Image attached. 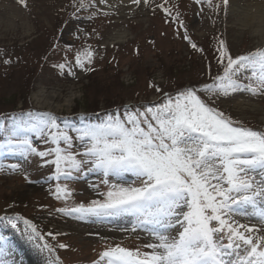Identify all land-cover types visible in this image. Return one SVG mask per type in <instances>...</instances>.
Returning a JSON list of instances; mask_svg holds the SVG:
<instances>
[{
  "label": "snow or ice",
  "instance_id": "obj_1",
  "mask_svg": "<svg viewBox=\"0 0 264 264\" xmlns=\"http://www.w3.org/2000/svg\"><path fill=\"white\" fill-rule=\"evenodd\" d=\"M17 2L29 7L28 0ZM204 2L195 0L196 4ZM206 2L225 15L230 8V0ZM99 5L117 14L121 9L162 11L165 22L175 25L177 36L194 51H205L188 34L179 5L169 0H71L74 11L65 25L93 20L99 13L108 16ZM92 8L96 12L87 17L78 14ZM88 35L98 33L93 30ZM63 49V62L53 65L62 76L78 78L76 68L95 71L98 53L91 45L75 48L69 43ZM70 53H74L73 60L68 59ZM213 58L222 72L212 75L209 63L205 74L210 82H190L170 91L150 84L160 94V102L106 109L80 126H73L67 118L59 121L52 112L21 111L14 114L10 127L3 128L6 139L0 142V154L51 157L44 164L55 168L49 177L57 181L52 195L66 205L71 190L60 181L81 180L91 173L104 177L101 183L108 188L99 193L102 199L57 208V213L77 220L132 217L131 226L119 231L146 233L149 242L136 248L107 244L109 238L104 237L105 247L91 264H264V128L245 126L221 109L224 98L234 94L264 97V47L233 56L220 39ZM33 134L43 144L54 146L39 149ZM6 167L12 172L23 170L19 163H0V171ZM127 174L134 177L131 182ZM109 177L119 182L110 183ZM91 187L98 192L99 184ZM21 220L23 229L18 227ZM0 222L40 252L46 251V264H61L57 247L69 245L53 246L36 224L19 215L5 214ZM46 235L64 233L49 231ZM0 264H16L5 237H0Z\"/></svg>",
  "mask_w": 264,
  "mask_h": 264
},
{
  "label": "rangeland",
  "instance_id": "obj_2",
  "mask_svg": "<svg viewBox=\"0 0 264 264\" xmlns=\"http://www.w3.org/2000/svg\"><path fill=\"white\" fill-rule=\"evenodd\" d=\"M263 1L236 0V7L225 15L209 6L206 0L202 4H196L195 0H169L170 4L179 5L188 34L205 50L202 54L176 35L175 25L165 22L162 11L153 14L148 9H121L117 14L99 5L109 12L108 16L99 13L93 20L66 26L74 11L71 0H28L27 9L17 0H0V51L3 53L0 54V142L6 139L3 128L10 127L14 114L21 111L52 112L59 121L67 118L73 126H80L106 109L126 103L160 102V94L150 84L158 83L165 91H170L190 82H210L205 74L209 63L212 75L222 72L213 58L218 40L226 41L233 56L264 47L254 27L242 21L245 11ZM115 2L110 0V3ZM218 2L213 0L214 4ZM92 12L96 9L81 10L78 14L87 17ZM61 28H64L62 33ZM77 28L83 31L77 33ZM93 30L98 35H88ZM116 32H126V39L116 40ZM69 43L75 48L91 45L96 49L95 71L83 72L76 68L78 78L60 74L53 65L63 62V46ZM54 44L60 47L53 48ZM9 58L12 63L5 64L4 60ZM68 59L73 60L74 53H70ZM43 87L48 92H58L52 99V108L43 100L37 102L33 96ZM69 96L72 102L67 106L65 99ZM254 104L258 107H252ZM56 105L63 106L57 109ZM221 109H226L234 119L242 120L245 126L264 128V97H253L246 92L234 94L224 98ZM6 116L9 119H5ZM33 140L41 150L54 146L43 144L34 134ZM44 159L51 157L32 154L25 159L19 152L0 154V163H19L23 169L12 172L6 167L0 171V216L19 215L31 220L48 243L69 245L64 249L57 247L56 255L61 264H91L105 247L104 237L109 238L107 244L121 243L128 248L142 247L149 242L146 233L119 231L131 226L132 217H115L96 223L93 218L77 220L57 213V208L102 199L99 193L106 192L108 186L101 183L104 177L99 173H91L81 180L60 181L67 183L71 190L66 205L63 199L57 200L52 195L57 181L49 177L53 176L55 168L45 165ZM108 179L110 183L119 182L113 177ZM133 179L131 174L126 175L128 182ZM92 184H99L98 192L93 191ZM18 227L23 229V220ZM49 231L64 235L48 237ZM9 234L17 236L19 243L11 241ZM0 237H5L10 244L16 264H46V251L42 253L34 248L3 222H0Z\"/></svg>",
  "mask_w": 264,
  "mask_h": 264
},
{
  "label": "bare ground",
  "instance_id": "obj_3",
  "mask_svg": "<svg viewBox=\"0 0 264 264\" xmlns=\"http://www.w3.org/2000/svg\"><path fill=\"white\" fill-rule=\"evenodd\" d=\"M236 0H230V8L231 10L234 9V7H236ZM248 8H245V10ZM244 24H248L254 27V33H256L258 36H260V40L263 42L264 44V1L262 2V4H258L255 8L251 7L248 9V11H245L244 15H243V20ZM116 40L118 41H124L127 37L126 32H116L114 33ZM58 94L57 91H47L44 87L39 89L36 93H34V98L37 102H41L42 100L45 102V104H48L49 108H52V99L54 97H56ZM72 102V96H69L68 98L65 99V105L70 106ZM57 109L58 108H62L63 105H56ZM252 107L256 108L258 107L257 105H252ZM96 223H97V219L93 218ZM110 218H106L103 221H107ZM9 238L11 239V241H13L15 244L19 243V239L17 236L9 234Z\"/></svg>",
  "mask_w": 264,
  "mask_h": 264
}]
</instances>
